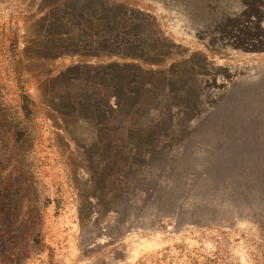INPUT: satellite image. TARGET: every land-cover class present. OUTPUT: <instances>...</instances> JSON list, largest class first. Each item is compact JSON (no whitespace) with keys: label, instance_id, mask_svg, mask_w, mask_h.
Returning a JSON list of instances; mask_svg holds the SVG:
<instances>
[{"label":"rangeland","instance_id":"rangeland-1","mask_svg":"<svg viewBox=\"0 0 264 264\" xmlns=\"http://www.w3.org/2000/svg\"><path fill=\"white\" fill-rule=\"evenodd\" d=\"M0 100L48 198L24 264H264V0H0Z\"/></svg>","mask_w":264,"mask_h":264},{"label":"trees","instance_id":"trees-1","mask_svg":"<svg viewBox=\"0 0 264 264\" xmlns=\"http://www.w3.org/2000/svg\"><path fill=\"white\" fill-rule=\"evenodd\" d=\"M24 120L0 112V264H24L46 247L43 215L48 198L37 186Z\"/></svg>","mask_w":264,"mask_h":264},{"label":"crops","instance_id":"crops-1","mask_svg":"<svg viewBox=\"0 0 264 264\" xmlns=\"http://www.w3.org/2000/svg\"><path fill=\"white\" fill-rule=\"evenodd\" d=\"M70 19L73 23H77L79 19H84V21H89L91 23V26H88V28L80 25L78 27L76 26L72 30L73 33L70 34L71 38H74V40L71 42L72 45L78 47L79 45L84 44V42H82V39L90 38L92 39V42L90 43L92 48L103 47L102 45L105 42H102L101 39L105 37L101 30L102 28L108 29L110 21L106 16L98 14L97 12L87 13L85 12V9L83 10V7L79 5L73 9V13L70 14Z\"/></svg>","mask_w":264,"mask_h":264}]
</instances>
